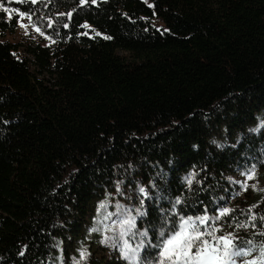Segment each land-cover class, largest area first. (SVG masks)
<instances>
[{
  "label": "trees",
  "instance_id": "trees-1",
  "mask_svg": "<svg viewBox=\"0 0 264 264\" xmlns=\"http://www.w3.org/2000/svg\"><path fill=\"white\" fill-rule=\"evenodd\" d=\"M0 4L45 33L8 40L18 15L0 8V264H56L97 206L94 237L113 203L135 215L160 174L188 214L207 209L239 246L264 245V0ZM158 207L146 200L137 228Z\"/></svg>",
  "mask_w": 264,
  "mask_h": 264
},
{
  "label": "snow or ice",
  "instance_id": "snow-or-ice-1",
  "mask_svg": "<svg viewBox=\"0 0 264 264\" xmlns=\"http://www.w3.org/2000/svg\"><path fill=\"white\" fill-rule=\"evenodd\" d=\"M31 2L36 4L37 0H31ZM87 2L88 0H80V5L83 6ZM91 4H97V0H91ZM148 7L151 8L153 5L148 4ZM0 8L8 15L9 22L13 19V14L18 15L21 18L18 23L22 28L25 27L23 24L25 16L31 20L32 14L21 11L19 8L9 9L3 7L2 4H0ZM57 14L64 15V13ZM68 16L71 17V13H68ZM86 26L82 25L81 27ZM48 27H52L51 20H49ZM63 27L68 29L70 25L65 23ZM35 30L41 36L45 35L39 27H36ZM145 31L148 29L146 28ZM155 31L166 33L169 29L155 28ZM48 38L51 39L52 37L49 36ZM105 38L111 39V37ZM255 130L253 129V131ZM159 179L162 182L160 185H157L155 181H149V186H139L138 192L142 198L139 205L136 206L135 215L124 205L117 204L118 209L121 210L122 214L126 213L128 219L121 221L122 227L119 236H114L111 239L119 247L121 257L124 260L130 264H264V245L260 246L258 258L243 259L252 249L239 246L236 243L240 239L239 236H234L232 232L218 235L219 228L217 227H205L203 230L199 227L205 225L206 221L210 219H219V216L210 217L207 214V209L203 215L188 214L189 210H194V203L187 197L182 199L180 195H177L173 199L166 195L167 189L163 183L166 177L160 174ZM186 179L189 185L193 183L191 173ZM122 183L124 182L117 181L116 191L124 195L120 187ZM138 183L142 184V180ZM130 191L132 194L125 195V199L134 204L135 190L130 189ZM146 200L154 201L159 206L156 210L158 215L151 216L150 219L146 220V226L137 228L136 217L150 215L142 211ZM162 201H165L169 206H160ZM217 211L220 215L227 216L231 209L225 207ZM250 219H254V217H250ZM125 236L138 240V243L134 247L130 246L129 240L124 239ZM120 241H123L122 246ZM248 243L251 244L252 242L249 241ZM79 257V261L74 259V264H80L81 261H84L87 254L80 251ZM64 264H67V257H65Z\"/></svg>",
  "mask_w": 264,
  "mask_h": 264
},
{
  "label": "rangeland",
  "instance_id": "rangeland-1",
  "mask_svg": "<svg viewBox=\"0 0 264 264\" xmlns=\"http://www.w3.org/2000/svg\"><path fill=\"white\" fill-rule=\"evenodd\" d=\"M15 1H26V0H15ZM10 9V8H9ZM21 18L18 16V21ZM23 24L25 27H21L20 24L17 22V28L15 33L11 35H6V38L10 41H20V40H28L30 38L38 39L40 33L36 32L35 28L36 25L33 24L31 20L27 16L23 18ZM253 175V174H252ZM251 174H247L243 178V184H248L251 186H261L262 181L259 179L251 180L255 176ZM118 202L113 203V205L108 210V215L105 216L106 221L101 225V231L97 232V237H94L95 231L99 225V222L104 221V214H96L99 210L100 206L96 207L95 212L92 214L89 223L85 225V232H82V237L74 243L73 247L69 248V254L67 257V264H74V259L76 261L80 260L79 252L83 251L87 254V257L84 261H81L80 264H89L93 260L101 259L104 257V261H111L113 258H119V260H123L120 254V249L117 245L112 242V237L119 236L120 229L122 227L121 221L127 220V214H122L121 210L117 207ZM126 227V226H125ZM201 230L205 227H215L214 225H201L199 226ZM228 231H222L219 228L218 235L226 234ZM124 239L129 240L130 246L134 247L138 240L131 239L129 236H125ZM93 241V242H91ZM90 244V245H89ZM123 241H120V245L122 246ZM252 251L243 259L251 260L253 257H259L260 246H254L251 248ZM60 260V261H59ZM65 257L62 259H58L56 264H64ZM124 264H130L128 261H124ZM121 264V263H120Z\"/></svg>",
  "mask_w": 264,
  "mask_h": 264
}]
</instances>
